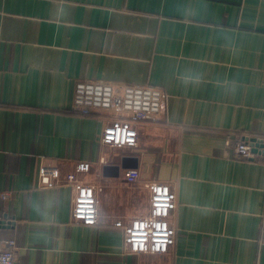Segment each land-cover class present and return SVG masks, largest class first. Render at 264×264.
Wrapping results in <instances>:
<instances>
[{
	"label": "crops",
	"instance_id": "0c3cea01",
	"mask_svg": "<svg viewBox=\"0 0 264 264\" xmlns=\"http://www.w3.org/2000/svg\"><path fill=\"white\" fill-rule=\"evenodd\" d=\"M113 120L136 148L102 144ZM242 136L264 138V0H0V239L16 264H264V156L235 159ZM79 162L94 227L72 220V188L40 181ZM153 181L177 192L176 245L129 254L115 223L148 214Z\"/></svg>",
	"mask_w": 264,
	"mask_h": 264
},
{
	"label": "built area",
	"instance_id": "2783aa9c",
	"mask_svg": "<svg viewBox=\"0 0 264 264\" xmlns=\"http://www.w3.org/2000/svg\"><path fill=\"white\" fill-rule=\"evenodd\" d=\"M139 134L135 125L127 120H113L103 130L102 144L112 149L136 148ZM227 148L237 160L256 161L264 156V138L239 137L229 140ZM90 162H79L75 171L63 177L60 169L54 165H42L41 184L48 188L70 187L75 192L72 220L87 227L98 225L99 199L97 188L80 180L79 176L89 173ZM130 185L141 183L138 169L125 172ZM150 195L148 214L132 219L129 223L118 221L117 228L124 231L126 250L133 255H165L176 245L177 228L172 223L178 207L176 190L168 183L153 181L144 184ZM9 193L1 194L6 200ZM18 246L14 240L0 239V264H16Z\"/></svg>",
	"mask_w": 264,
	"mask_h": 264
},
{
	"label": "water",
	"instance_id": "95a60500",
	"mask_svg": "<svg viewBox=\"0 0 264 264\" xmlns=\"http://www.w3.org/2000/svg\"><path fill=\"white\" fill-rule=\"evenodd\" d=\"M124 167H126V166H124ZM1 224H6V222H1Z\"/></svg>",
	"mask_w": 264,
	"mask_h": 264
}]
</instances>
